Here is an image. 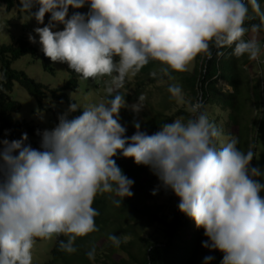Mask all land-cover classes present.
Wrapping results in <instances>:
<instances>
[{
	"label": "clouds",
	"instance_id": "clouds-1",
	"mask_svg": "<svg viewBox=\"0 0 264 264\" xmlns=\"http://www.w3.org/2000/svg\"><path fill=\"white\" fill-rule=\"evenodd\" d=\"M85 5L87 13L68 15L69 8ZM19 9L38 25L49 14L46 25L33 29L38 41L29 34V42L83 80L108 77L110 98L71 119L81 108L69 104L54 128L38 132L40 150L25 144L27 133L0 139V264H32L37 238L66 236L60 249L75 252L76 238L97 230V194L121 197L113 201L117 207L133 196L134 181L113 159L118 153L148 167L171 190L178 211L203 229L202 247L223 253L220 264H264V170L250 166L251 148L238 149L235 137L217 147L222 132L200 111L201 101L189 103L186 121L164 123L153 134L141 131L137 121L128 137L119 122L122 108L137 114L144 108L143 95L128 105L119 90L150 61L163 65L171 79L170 72L186 71L198 55L211 58V46L234 45L235 57L258 59L260 42L244 39L246 20L258 16L264 23L258 0H19ZM57 25L62 30H54ZM260 27L252 24L251 31ZM168 92L184 103L179 85ZM108 239L119 247V237ZM87 256L95 259V249ZM213 259L205 256L203 264Z\"/></svg>",
	"mask_w": 264,
	"mask_h": 264
},
{
	"label": "trees",
	"instance_id": "trees-1",
	"mask_svg": "<svg viewBox=\"0 0 264 264\" xmlns=\"http://www.w3.org/2000/svg\"><path fill=\"white\" fill-rule=\"evenodd\" d=\"M245 2L247 3V0ZM258 3L264 11V0H258ZM0 6H3L6 12L15 9L19 14L28 16L20 11L19 0H0ZM36 10V7H33L32 11ZM74 11L84 13L80 9L69 8L68 14L72 15ZM249 14L255 15L251 5ZM48 20L49 14H46L44 24L37 26L43 27ZM252 24L261 25L256 34L261 37L260 43L263 46L264 23L258 16L245 21L244 26L249 31L244 39L247 40ZM233 47L234 45L221 48L211 46V58L205 54L198 55L190 71L170 72L171 79L161 71L163 65L158 61H150L134 77V84L125 80L123 90L121 88L119 93L125 96L128 105L136 103L140 95L145 97L144 108L138 114L130 108L120 110L119 122L127 129L125 135L130 137L134 134L135 120L140 123V130L148 134L157 132L161 125L177 118L186 121L190 113L183 110L172 113L178 103L168 92V88L177 84L182 89L183 99H188L189 103L201 101L200 111L206 113L210 122L221 130L222 140L217 142V147L232 137L237 138L238 149L247 152L251 148L255 153L250 162V166L254 167L257 147L262 143L259 134L261 117L264 114V57L261 62L251 61L247 54L238 58L232 55ZM27 55L41 58L43 70L49 74L53 73L54 62L40 54L26 40L20 39L15 45L0 46V139L4 132L7 133L9 141L20 139L19 134L26 132L33 141H25V144L40 150L41 136L38 132L43 130L31 123L13 121V114L20 110V104L11 97L13 81L17 79L21 87L29 91L39 105L46 98H50L58 104L69 106L75 101L69 99L68 93L80 89L79 81L83 79L63 63L68 75L64 85L59 88L44 86L24 73L12 70V64ZM255 62L260 69V76L250 78L246 67L249 63L254 66ZM153 72L157 75L152 76ZM108 79L99 77L83 81L91 83L97 89L98 100L101 101L110 98L105 92V81ZM217 80L224 81L230 90L221 91V87L217 88ZM211 106L213 110H210ZM212 111H215V117L211 116ZM81 112V109H77L71 114L75 117ZM132 123L133 125H130ZM113 159L123 173L134 181L131 188L133 196L124 197L121 206L117 207L113 201L121 197L114 193L97 194L92 205L99 213L94 218L97 230L76 238L73 245L76 251L73 253L62 251L59 247V242L66 241L67 237L56 236L48 253V260L43 264H203L204 257L209 255L214 257L209 264H220L223 253L202 247V242L207 239L203 235V229L196 228L190 218L178 211L177 197L174 209H168L165 213L162 206L150 204L149 198L155 177H151L148 167L138 166L132 158H124L119 153ZM152 225H156L153 234H145ZM109 235L120 238L119 247L108 239ZM93 248L95 259L90 260L87 253Z\"/></svg>",
	"mask_w": 264,
	"mask_h": 264
},
{
	"label": "rangeland",
	"instance_id": "rangeland-1",
	"mask_svg": "<svg viewBox=\"0 0 264 264\" xmlns=\"http://www.w3.org/2000/svg\"><path fill=\"white\" fill-rule=\"evenodd\" d=\"M81 11L84 13L88 12V6L80 8ZM69 15V14H68ZM71 16V15H69ZM38 27L34 18L29 19V16L21 13L19 14L15 9L6 12L3 6H0V46L1 45H9V44H16L18 40L24 39L30 45H32L36 50L43 54L40 50L39 43H30L28 36L32 34L36 40L38 41V36L33 32V29ZM63 25H57L54 30H62ZM256 39L259 42L261 41V37L256 34V32H250L247 39ZM261 44V43H260ZM261 55L256 60L251 61H262V57H264V45L261 44ZM264 59V58H263ZM194 65V61L188 66L187 70L190 71ZM258 64L255 62L254 66L252 63L246 67L248 76L250 78H255L260 76V69L257 66ZM53 73L49 74L45 72L42 68V61L41 58L36 59L30 55L24 56L17 62L12 64V70L16 72H22L27 77L31 78L37 83H40L44 86H49L51 88H59L64 85L65 81L68 79V75L66 74L64 64L60 62H54L52 64ZM128 82L132 84L135 83V78L129 75L126 77ZM80 89L76 92H69L68 96L69 99L75 101L78 107L81 110L90 105V104H98L100 101L98 100V95L96 93L97 89L91 83H85L83 80L79 81ZM216 87L220 88L221 91L230 90V88L225 84L222 80H217ZM123 90V88H122ZM131 92V90H128ZM11 97L14 101L20 104V110L13 114V121L14 122H27L33 125H37L41 128V130H51L54 128L58 120V116L62 113L66 112L68 109L67 104H58L50 98H46L42 101L39 105L38 101L32 97L29 91L22 88L19 82L16 80L13 81V89L11 92ZM178 103V102H177ZM188 105L189 100H184V103H178L175 105L174 110L172 113H176L179 110H183L188 112ZM210 110H213V106L210 107ZM211 114L212 117H215V111ZM74 116L70 113L68 118L71 119ZM119 121H120V113H119ZM137 120H135L136 122ZM220 122L218 123V125ZM130 125H133L130 124ZM26 132H22L19 134V138L21 135ZM28 140L26 142L33 141V139L27 134ZM261 144L259 143L257 147V154H256V162L254 167H259L261 170H264V114L261 117V124H260V134H259ZM1 139H7L8 135L4 132ZM263 139V140H262ZM222 140V138L220 139ZM152 174V172H150ZM151 177H155L153 180L152 192L153 190L156 191V195L150 194V204L151 205H158L164 208L163 212H167L168 209H174L175 205L177 204V198L175 195L168 190H165L158 181L155 175H151ZM264 181V177L260 178ZM151 192V193H152ZM264 196V192L261 193ZM192 224V221H191ZM156 225H152L151 228H148L145 231V234H153L155 231ZM56 236H53L51 239H41L40 241H36L35 245L32 249V264H43L48 260V253L55 241Z\"/></svg>",
	"mask_w": 264,
	"mask_h": 264
}]
</instances>
